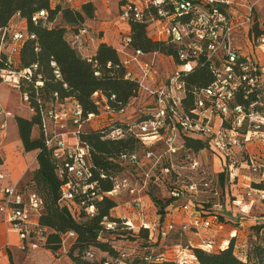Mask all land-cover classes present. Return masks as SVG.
<instances>
[{
  "label": "built area",
  "instance_id": "built-area-1",
  "mask_svg": "<svg viewBox=\"0 0 264 264\" xmlns=\"http://www.w3.org/2000/svg\"><path fill=\"white\" fill-rule=\"evenodd\" d=\"M62 1L74 5L77 0H50L51 7ZM123 1L120 10L123 24L131 27L133 22L148 23L154 26L155 39L186 45L179 51L178 71L170 76L167 82H158L159 86L156 90H146L150 97L155 98L156 110L144 111L138 99L141 92H144L142 89L145 87L144 79L154 71L155 58L159 53H145L140 49H132V37L129 32L123 36L121 46L117 50L122 56V66L128 70L126 78L139 82V95L130 99L127 104L117 105L115 95L108 98L102 93H95L94 99L98 113L86 114L83 106L72 98L47 106L40 111L43 138L46 146H55L54 158L59 162L61 177L66 180L62 188L61 201L68 203L73 212L83 213L86 217L93 218L98 212L96 201L103 200L105 196L113 198L129 194L135 197L132 215L120 217V224L106 221L104 223L106 228L112 230L122 226L123 229L133 232L146 228L150 232L152 241L158 242L159 248L165 250L159 256V260H173L179 264H197V258L189 248L183 247L182 244L168 245V243L176 232L183 235L188 233L199 235L202 231L211 230L214 226L223 228L219 215L224 213V206L220 202L214 203V210L210 214L202 211L203 206L192 200L208 192L217 197L219 192L212 189L213 180L203 177L200 181L174 182L175 187L170 193L176 201L174 212L169 217L182 214L188 217L187 223H176L173 218L169 221V217L160 223L158 215L152 223H145L148 206L141 196L146 193L151 180L162 182L164 177L172 175L174 166L170 165L168 159L184 148L183 145H177L180 132L190 137L209 140L210 149L224 160L230 181L237 179L236 172L240 167L247 168L256 174L260 181L264 180V159L253 157V154L248 152L253 143L264 142V94L260 96L264 87V63L255 56L241 53L234 45L235 30L243 26V23L239 22L241 20L234 19L229 12L235 4L233 0H201L210 6V9L207 8L188 25L176 23L170 19L172 14L165 9V6L170 5L167 0H142L143 6L138 5L135 0ZM171 5L173 15L176 16L189 15L193 8V2L190 0L175 1ZM151 9L157 11V18L150 11ZM248 9L247 20L251 23L253 8ZM48 15L47 10H42L33 17V21L37 23L43 20L46 23ZM31 37L34 38V36ZM5 38L1 50H6L12 58L18 55L21 44L28 36L22 32H16L10 43ZM253 39H256V49L264 56V35ZM92 41L90 28L83 25L72 37L71 44L83 52ZM129 50H133L135 54ZM220 50L225 51L224 56L217 58L216 55ZM204 54L210 60H214L216 69H212L215 81L208 88L196 91L195 105L188 111L183 101L187 94L186 84L181 78L184 74L194 71L197 59ZM216 63H218L217 66ZM53 66H55L54 63ZM37 69V65L20 71L1 68L0 81L14 90L21 91L23 81L31 80ZM138 73L142 75V79ZM55 74L58 79L61 78L59 71ZM96 75L98 76V73ZM36 85H43L41 76H38ZM241 87L246 89L245 99H248L252 93L259 94L247 107L235 102ZM22 97L23 101L29 103L27 94L22 93ZM131 111H134L133 115ZM136 111L138 115H134ZM130 115L133 117L130 118ZM144 115L146 118L139 120ZM11 117L0 103V148L5 142ZM99 118L103 119V123L119 119L126 125L124 128L112 127L108 131V137L121 139L133 135L141 142V148H144L143 156L139 150L122 154L119 160L121 164L136 169L145 159L153 162L154 168L163 166L161 174L151 176L147 173L140 185L134 182L130 174L122 175L115 180L112 191L98 193L99 183L92 180L90 149L86 143L82 142L80 136L86 130V125ZM69 137L74 139L73 144L67 141ZM189 167L193 171L199 170L200 163L195 158H189ZM8 176L6 170L1 171L0 182L6 180ZM101 178L106 179V175H101ZM246 197L248 199H237L236 203L241 206L239 214L250 217L255 200L264 201V191L249 187ZM41 209L42 199L27 193L19 184L0 186V215L2 220L9 224L10 229L18 233L22 241L21 249L24 251L44 248L47 241L50 229L39 222ZM137 220L140 221L139 226L136 225ZM177 225H180L178 230ZM65 237L75 239L76 234L69 232ZM231 238H237V231L231 234ZM103 241L107 240L103 239ZM65 242L63 240V246ZM215 243L213 238L205 239L199 248L212 252ZM229 243L218 246V250L224 249ZM246 249V247L242 248V255L246 254ZM95 250L98 251L97 248L91 247L84 253V258L97 264ZM152 252L156 250L152 248ZM102 254L107 256V253L102 252ZM122 256L126 257L127 254L123 253ZM101 264H110V262L106 260Z\"/></svg>",
  "mask_w": 264,
  "mask_h": 264
},
{
  "label": "trees",
  "instance_id": "trees-1",
  "mask_svg": "<svg viewBox=\"0 0 264 264\" xmlns=\"http://www.w3.org/2000/svg\"><path fill=\"white\" fill-rule=\"evenodd\" d=\"M167 1L170 5L165 6V9L172 14L170 19L173 22L185 25L193 23L207 8L210 9V6L201 0H190L193 2L190 14L176 16L173 15L171 3L183 0ZM123 3V0H119L120 10ZM42 10H47L49 13L46 23L43 20L35 23L33 17ZM94 11L95 8L91 3L85 4L82 10L79 11L74 5L63 1L55 4L52 8L50 0H0V69L7 68L20 71L33 65L38 66L35 76L31 80H24L21 86V92L29 97L32 117H16V122L25 152L37 151L38 167L31 173V179L26 186L30 187L34 195L42 199L39 222L42 226L50 229L44 247L56 253L62 247L63 236L69 232H75L73 250L78 251L79 255L75 257L70 254L75 264H95V262L84 258L85 251L91 247L107 253V256L96 259L97 264H101L106 260L110 264H179L173 260H159V256L165 250L159 248L158 242L152 241L150 232L146 228H141L138 232L125 230L122 226L112 230L106 228L104 224L106 221L118 224L121 222L120 217H115L112 214L119 206L114 198L105 196L103 200L96 201L98 212L93 218H88L83 213L76 214L68 203L61 201L62 188L66 184V180L61 177L59 162L54 158L55 146H46L43 138L41 109L72 98L83 106L86 114L98 113L94 99L95 93H102L108 98L115 95L117 105H119L127 104L130 99L137 97L140 91L138 81L126 78L128 70L121 64L122 56L117 48L102 43L95 54L85 56L83 52L72 46V38L68 40L67 33L71 32L72 37L77 34L84 24L85 17L91 18ZM150 11L156 18L158 17L156 10L151 9ZM57 15H61L66 24L75 25L77 28L70 31L65 26L49 27V24L53 23ZM17 17L27 21V32L22 33L26 34L28 38L21 44L18 55L11 58L6 50H1V46L5 37L10 43L13 35L16 32H21H11ZM149 26L148 23H131V48L140 49L145 53H159L173 58L177 64L180 63L179 51L184 49L186 45L154 39V27L149 30ZM31 36H34V38ZM259 36H261V33L257 37ZM53 63L55 66H53ZM217 65L218 63H216ZM212 68L216 69L214 60H210L204 54L197 59V66L194 71L182 76L181 80L186 84L187 90V94L183 99L186 110L189 111L194 107L196 91L208 88L215 81ZM56 71L60 72L61 78L56 77ZM96 73H98V76ZM38 76H41L42 86L36 85ZM245 93V87H241L236 97V104L247 107L259 95L252 93L248 99H245ZM263 94L264 87L260 96H263ZM144 118H146L145 115L141 116L139 120ZM103 124L99 128L85 130L80 136L82 142L86 143L90 149L92 180L99 183L98 193L112 191L115 180L122 175H126L123 172L128 167L121 164L119 161L120 156L124 153L138 151L141 147V142L133 135L121 139L108 137V131L112 127H126L121 120H110L108 123ZM36 129L39 131L38 138L33 137ZM179 138L181 141H178L177 145H183V150L194 155L210 148L209 140L204 138L190 137L183 132H180ZM101 175H106V179L103 180ZM153 180L150 181L149 187L156 186L160 188L163 186L168 194V197L160 199L154 196L149 187L146 190L154 206L158 208L159 222L163 223L174 212L176 199L171 196L170 192L174 189V182H177L178 179L177 175L173 174L164 177L162 182H154ZM220 180L229 181L226 164L225 170L219 175ZM216 185L215 183L212 189L216 190L214 188ZM254 187L264 191V180L255 184ZM211 199L213 200L215 197L212 195ZM213 205V201H210L209 204L203 206L202 211L211 214ZM199 209L201 208L199 207ZM226 214L230 215L229 213ZM239 217L241 220L239 222L240 226L243 220L250 218L241 214ZM219 219L221 221L225 218L220 214ZM256 225H262L258 229L264 230V223L255 224L253 227ZM179 226L177 225V230ZM175 234L179 235L180 233L176 232ZM103 239L107 241L104 242ZM234 239L237 238H231L227 247L216 252H207L199 247L189 246L187 248L197 258V264H264V247L258 248L259 251L253 262L247 246H240V250L237 252L238 245ZM124 242L136 245L137 249L132 252L123 250L121 244ZM243 247L247 248L245 255H242ZM152 248L156 252H152ZM123 253H126L127 256L123 257ZM149 256H151V259H149Z\"/></svg>",
  "mask_w": 264,
  "mask_h": 264
},
{
  "label": "rangeland",
  "instance_id": "rangeland-1",
  "mask_svg": "<svg viewBox=\"0 0 264 264\" xmlns=\"http://www.w3.org/2000/svg\"><path fill=\"white\" fill-rule=\"evenodd\" d=\"M94 1L93 4L95 11L94 14L91 18L85 17V21L83 25H86L87 27H91L92 31L95 32H125L127 27L121 23V12L119 10V0H90ZM138 5L143 6V1L142 0H135ZM234 3L236 0H233ZM254 4L256 5L255 11L253 13V23L251 26L252 32H250V38L240 37V41H238V46L243 49L242 52L244 53H251L252 51H256V39L258 34L261 33V35H264V6H262L264 3L263 0H251ZM80 0H77L76 3L74 4L75 6L79 5ZM106 2H110L111 5H106ZM232 6L230 8L231 13L235 12L236 16H242L244 20H247L249 18L248 13L244 11L243 9L238 8V3L237 5ZM82 5L80 9L82 10ZM105 7V8H104ZM243 20V21H244ZM250 23V22H249ZM248 23V24H249ZM69 25L70 31H73V28H77V26H73L71 24H66L62 18L61 15H57L55 20L53 21L52 24H49V27H60V26H66ZM105 26V27H104ZM154 26L150 25L149 30H151ZM28 28V23L26 20L20 19L17 17L15 19V22L12 26L11 32L15 31H21V32H27ZM103 30V31H102ZM255 42V43H254ZM118 44V43H117ZM116 48V47H115ZM132 54H135L133 50H129ZM225 51L220 50L217 53V58L220 56H224ZM156 60V65L154 68L153 73L148 77L144 79L142 89L144 92H141L140 98L138 99V103L141 104V107L143 110H147L146 112H154L156 110L155 106V98L150 97L147 93L146 90H156V88L159 86L158 81L162 82H167L168 78L172 76L175 72L178 71L180 68L179 65L174 61L173 58H169L168 56L159 54L155 58ZM140 76V79H142V75L138 73ZM5 88L4 90L7 92L12 93L13 97L18 98L15 100V103L18 106L19 112L21 114L15 113L13 116L11 110L6 108V112L9 114V116H12L11 118L16 120V117H23V118H31L32 117V112L31 108L28 102L23 101L22 93L20 90L18 92L11 87H3ZM1 103V102H0ZM2 104V103H1ZM3 106V105H2ZM27 113V116L24 114ZM139 113H136L134 115H138ZM101 118L95 119L92 121L90 124L86 125V130H89L90 125L96 126L99 124V127L101 125H104L102 123ZM17 123V122H16ZM34 138L39 137V131L36 129L35 135L33 136ZM12 142L14 141V137L10 139ZM178 141H181L179 138ZM23 145V144H22ZM23 148V147H22ZM24 149V148H23ZM140 153L143 156L144 148L139 147ZM160 153L162 151H159ZM249 154H253V157L261 158L264 159V142L257 141L253 143L252 146L249 147L248 149ZM251 152V153H250ZM189 158H195L196 160L199 161L200 163V169L193 171L189 167ZM170 162V165L173 164L174 168L172 169V175L176 174L177 175V181L179 182H188L190 180H197L200 181L201 179L204 178H209L214 181L213 186L215 183L217 184L214 188L218 190L219 195L215 197V199H211V193H202L198 196H196L194 199L199 205L205 206V204H209L210 201L215 202H220L224 206V212L222 216H224V220L221 219V222L223 223L224 227L221 228H212L211 230L213 231L212 237L215 243V247L212 252L218 251V246H221L223 243L222 241L226 240L230 242L231 240V234H233L235 231H237V236L240 237V239H234L236 241H239L237 243L238 249L237 252L240 250V246L245 245L249 248L250 254L252 256V261H255L257 252L259 251L258 248L264 247V230L263 229H258L259 226L262 225H256L253 227V225H246L240 226L239 222L240 217H239V211L241 209V206L236 203V199L242 200V198H246V193L249 190V187L255 188L254 185L258 184L260 182V179L256 174H253L250 170L247 168H241L236 172L238 174V177H236V180L232 181H219V175L223 170H225V164L224 160L221 158V156L215 152H213L210 148H206L200 152H197L194 154L190 153L189 151L186 150H181L179 153L175 156H173L171 159H168ZM128 167V166H127ZM163 166H158L155 167L153 166V162L147 161L143 159L142 164L140 167L134 169V168H126L123 174H130L134 182H137L139 185L142 183V181L145 179V175L148 173L153 175H160L161 170ZM33 170H29L28 173L26 174L24 180L19 184L27 193L34 195L33 191L30 190V187H27L26 185L29 183L31 179V173ZM243 177V179L249 184H247L249 187H243L239 183V178ZM244 177H249L248 179ZM150 184V183H149ZM149 187V185H148ZM150 191L154 194L155 197L163 199L168 197V194L165 190V188L162 187H149ZM246 190V192L243 191ZM245 195V196H244ZM238 196V197H235ZM117 203H118V209L112 212V214L115 217H123L122 215H132V212H130L133 207H134V200L135 197L129 195V194H122L116 197H113ZM257 199L258 197H254ZM253 211H251V214L253 213V217L255 218H260L264 217V201L258 200L253 204ZM212 212L214 208L211 209ZM226 213H229L230 215H227ZM158 215V208H149L146 210V219L145 223H152ZM135 216H133L134 218ZM252 219L247 218L246 220H243V223L249 222L250 220L252 222H255L256 224H263L264 219ZM181 219L185 223L188 222V219L184 216L181 215ZM140 221L137 220L136 225L139 226ZM254 224V223H253ZM249 226V227H248ZM245 230V231H244ZM192 237L189 235H183V234H175L172 236L171 240H169L168 244H182V246L189 247V240H191ZM63 240H65V245L61 247L59 251L54 253L53 256L50 254H47L43 257H34L33 259H29L26 261V264H40L41 262L46 263V264H51L54 261V258H63L65 259V262L68 264H75L73 261L72 257H70L72 254L73 256L77 257L79 255V252L76 250H73L75 239L74 238H67L63 236ZM192 244L194 246L197 245L195 241L192 240ZM117 245V244H115ZM123 247V250H128L132 252L136 248V245L128 242H124L121 244ZM42 249V248H41ZM89 250V249H88ZM87 251V250H86ZM85 251V252H86ZM33 254V253H32ZM96 254V259H100L102 257H105L106 255L102 254V252L95 250ZM60 255V256H59ZM54 257V258H53ZM254 264V263H252Z\"/></svg>",
  "mask_w": 264,
  "mask_h": 264
},
{
  "label": "crops",
  "instance_id": "crops-1",
  "mask_svg": "<svg viewBox=\"0 0 264 264\" xmlns=\"http://www.w3.org/2000/svg\"><path fill=\"white\" fill-rule=\"evenodd\" d=\"M236 2L239 4L238 8L246 11L248 13V16H249V9L248 8L252 7L253 13H254L256 5H257V4H254L251 0H236ZM88 3H94V1L80 0L79 5L78 6L74 5V7L80 11L81 10L80 7L82 5H85ZM262 3H264V0ZM106 5L107 6H105V7H108V5H111V3L106 2ZM262 6H264V4ZM119 10H120V8H119ZM229 12L231 13V10H229ZM253 13L251 14L252 22L249 24H248V20H244L242 16H240V15L236 16L235 12L231 13V15L233 16L234 19L241 20L239 22L243 23V26L241 25L240 27H238L235 30L234 45L237 47V49L240 50L241 53H243L245 55H250L252 57L255 56L259 61L264 63V56H262V54L258 50L252 51L251 53H244V52H242L243 49L238 46V41H240V37L245 36L248 39L250 38V32L252 31L251 26L253 23ZM123 25H125L127 27L125 32H98V31L95 32V31H92L91 27L89 26V28L91 30V35L93 37V41L88 44V47L85 51H83V54L85 56H91V55L95 54L98 50L99 45L102 43L112 45L113 47H116L117 49H119L121 46V41H122L123 36L131 31V27L129 25H126V24H123ZM65 27L68 30H70L69 25H66ZM67 38H68V40H71V38H72L71 32L67 33ZM153 38L155 39V37H153ZM158 82H160V81H158ZM5 86H6L5 84L0 83V102L3 105V108L5 110H6V108H8L12 112H14L12 114L13 116L15 115V113L21 114L19 112L17 104L15 103V100H17L18 98L13 97L12 93L9 92L10 90H8L6 92L4 90L5 88H3ZM16 91L18 92V90H16ZM14 98H15V100H14ZM31 112H32V110H31ZM133 113H134V111H131L132 115H133ZM25 115L27 116V113H25L24 116ZM132 115H130L129 117L130 118L133 117ZM89 128H95V129L99 128V124H97L96 126H94L92 124L89 126ZM35 132H36V130H34V135H35ZM12 136L14 137L13 142L10 140L12 138ZM67 141L71 144L74 143V139L72 137L67 138ZM22 147H23V145H22V142H21L20 137H19L16 120L11 118L9 120V129L6 133L5 142L0 148V172L3 170H6L8 172L9 176L6 178V180L0 182V186H12L15 184H20L24 180V178H25V176L29 170H35L38 167L37 151L27 153V152H25V150ZM244 178L248 179L249 177H244ZM239 183L243 187H249L248 186L249 184L243 179V177L241 178V176L239 178ZM243 192H246V190ZM141 197H142V200L145 201V203L147 204L148 209L149 208H155L151 198L149 197V195H147V193H145ZM245 199H248V198L246 197ZM256 201L257 200H255V202ZM130 210H131L130 212H133V208ZM252 210H253V208H252ZM181 215L182 214L170 216L169 221L172 220V218H173V220H175L176 223L182 224V223H184V221H183V219H181ZM122 216L125 217L126 215H122ZM186 218L188 219V217H186ZM250 218H251V220L255 218V217H253V213H252V215H250ZM255 219L262 220V219H264V217L255 218ZM251 220L249 222L242 223L241 226L243 227L244 224L255 225L256 223L252 222ZM212 232H213L212 230H207V231H202V233L199 235L196 233H188L185 235H189L190 237H192L191 240H189V244H190V247L194 248V247H199L204 242L205 239H210L212 237V234H213ZM238 238L240 239L239 236H237V239ZM192 240L197 243L196 246H194V244H192ZM222 242H223L222 244H225V243L227 244L228 241L224 240ZM238 242L239 241H237V243ZM21 247H22V241H21L18 233L13 232L10 229L9 224L4 222L2 220V216L0 215V264H26L27 260L33 259L36 256L38 258V257H43L47 254H50L51 256H53V254H54V252L46 249L45 247L42 249L40 248L38 250L28 249L25 251L22 250ZM190 252H192V251L190 250ZM32 264H34V263H32ZM40 264H46V263L41 262ZM51 264H68V263L65 262V259H63V258L62 259L61 258H54V261Z\"/></svg>",
  "mask_w": 264,
  "mask_h": 264
}]
</instances>
